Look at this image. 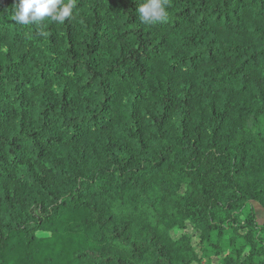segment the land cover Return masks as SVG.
I'll list each match as a JSON object with an SVG mask.
<instances>
[{
  "label": "trees",
  "instance_id": "1",
  "mask_svg": "<svg viewBox=\"0 0 264 264\" xmlns=\"http://www.w3.org/2000/svg\"><path fill=\"white\" fill-rule=\"evenodd\" d=\"M13 3L0 264H264V0H167L154 26L136 0L39 25Z\"/></svg>",
  "mask_w": 264,
  "mask_h": 264
},
{
  "label": "clouds",
  "instance_id": "2",
  "mask_svg": "<svg viewBox=\"0 0 264 264\" xmlns=\"http://www.w3.org/2000/svg\"><path fill=\"white\" fill-rule=\"evenodd\" d=\"M140 22L148 26L168 20L167 0H136ZM75 0H14L13 16L20 25H39L46 18L63 24L73 17ZM40 35H44L43 32Z\"/></svg>",
  "mask_w": 264,
  "mask_h": 264
},
{
  "label": "rangeland",
  "instance_id": "3",
  "mask_svg": "<svg viewBox=\"0 0 264 264\" xmlns=\"http://www.w3.org/2000/svg\"><path fill=\"white\" fill-rule=\"evenodd\" d=\"M254 208L256 211V214L258 216V218L260 219V223H264V218L262 217L261 213L264 211V208L258 203V202H254Z\"/></svg>",
  "mask_w": 264,
  "mask_h": 264
},
{
  "label": "crops",
  "instance_id": "4",
  "mask_svg": "<svg viewBox=\"0 0 264 264\" xmlns=\"http://www.w3.org/2000/svg\"><path fill=\"white\" fill-rule=\"evenodd\" d=\"M255 203H253V205H254ZM261 215H262V217L264 218V211L261 213ZM257 218H258V216H257ZM258 221H260V219L258 218Z\"/></svg>",
  "mask_w": 264,
  "mask_h": 264
}]
</instances>
